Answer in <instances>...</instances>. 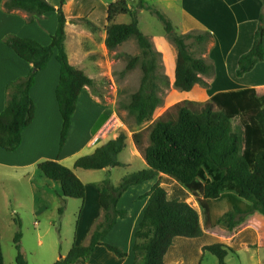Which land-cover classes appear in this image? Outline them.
Wrapping results in <instances>:
<instances>
[{"label": "trees", "instance_id": "16d2710c", "mask_svg": "<svg viewBox=\"0 0 264 264\" xmlns=\"http://www.w3.org/2000/svg\"><path fill=\"white\" fill-rule=\"evenodd\" d=\"M66 1L60 0L59 7H55L47 0H3L2 8L7 14L25 12L30 16L28 22L32 23L36 18L56 13L58 25L48 46L14 35L3 40L22 61L32 65V71L27 77L7 86V103L0 114L2 150L15 152L20 148L23 132L35 118L31 89L37 74L47 68L52 58L55 57L60 65V80L56 88L63 120L60 149L67 142L81 92L96 83L69 62L65 47ZM262 2L264 4V0ZM128 4L127 0H115L109 5L105 44L112 52L130 39H135L142 50L141 56H122L128 60V71L140 65L143 74L139 89L130 96L125 109L135 120L137 129L134 130L133 140L147 169L127 175L118 186H114L109 177L98 185L103 217L96 224L89 245H74L65 258L54 264H75L79 260H88L97 246H105L119 258L127 257L128 254L121 248L104 243V240L117 221L127 217V211L117 208L123 194L132 186L155 179H158L157 182L145 196L149 198V203L136 233L135 264H167L165 256L178 237L197 239L208 232L229 238L251 221L255 214L264 218V95L259 96L256 89H244L219 93L207 102H179L145 129L148 145L144 147L140 129L152 122L162 103L161 84L168 85V78L159 73L161 54L140 30L137 13ZM140 9L148 11L163 23L166 36L178 51L175 88L190 92L196 85H206L202 76L211 75L214 66L207 59L196 57L187 41L194 39L201 45L210 44L212 34L204 32L196 37H193L194 33L178 34L171 21L153 4L141 0ZM121 15H130L131 23L117 24L115 20ZM73 23H82L93 31L98 30L87 18L73 20ZM262 61L264 11L252 49L240 58L236 76L243 77ZM126 140V133H120L116 139L98 147L93 154L79 158L75 168L111 170L125 167L119 161V155L126 148ZM38 168L46 178L60 185L61 198L84 203L85 185L70 168L52 160L41 162ZM163 175L176 181L195 197L204 215V225L192 205L169 198L159 178ZM16 224L21 228L19 220H16ZM223 224L227 225L225 231L221 228ZM1 239L0 227V264H5ZM21 240L22 232L19 230L14 237L16 262L27 264ZM202 252L216 256L219 264H226L229 255L237 254L233 248L223 244L204 246Z\"/></svg>", "mask_w": 264, "mask_h": 264}, {"label": "crops", "instance_id": "0c3cea01", "mask_svg": "<svg viewBox=\"0 0 264 264\" xmlns=\"http://www.w3.org/2000/svg\"><path fill=\"white\" fill-rule=\"evenodd\" d=\"M47 1L55 7H59L60 5V0ZM114 1L77 0V10H74V0H67L64 6L67 18L65 47L69 62L96 81L108 75V72L103 70V55L109 54V50L105 44L108 25L107 15L109 5ZM178 1L180 17L178 18V25H175V27H180V33L209 32L213 36V41L207 45V50L201 57L207 59L214 66V71L209 76H202V80L206 85H196L192 91L185 92L183 95L186 98L185 100L207 102L219 93L244 89H256L259 96L264 95V61L258 63L251 72L243 77L238 78L236 76L240 58L248 53L254 44L260 16L264 11L262 0ZM2 3L3 0H0V114L5 109L7 103V86L20 78L27 77L32 71V65L22 61L13 50L3 43L4 38L14 35L21 38L33 39L41 45L48 46L52 42V36L56 32L58 25L56 13L46 14L34 19L31 23L28 22L30 17L25 12L5 13ZM83 18L89 19L98 27V30L93 31L82 23H73V20ZM160 41L170 54V57L166 56L163 47L158 49L163 54L165 62H168L167 67L170 74L168 76L174 85L178 51L166 38H162ZM72 42L74 43V48L77 50V64L72 61ZM59 80L60 65L54 57L49 62L47 68L37 74L36 82L31 89V97L36 108L35 118L32 125L23 132V142L20 148L15 152H7L0 149V178L7 174L5 169H11L17 175L21 172L23 178L29 180L28 186L31 192L27 197L40 205L38 207L39 214L41 210L43 211L46 208L47 202L54 200V196L58 194L61 187L59 184L48 181L49 179L44 175L42 176L46 179L38 175V165L44 161H57L65 167L71 168L76 176L79 177L78 172L83 169L75 168L76 161L82 155L93 154L100 147V144L95 140L112 118L110 110L101 103L99 98L91 93L89 87H86L79 96L77 109L71 120L67 142L60 149L59 144L63 120L56 99V88ZM83 95L87 96L86 98L91 108H104L108 112L105 113L107 114L105 115V120L98 126L96 132L91 136L90 134L87 135V138H83L77 133V117L80 112ZM129 131L131 134L130 138H127L126 145L128 141H131L134 146L132 155L136 158H141L133 140V135L136 131ZM114 139L116 137L109 139V141ZM122 164L125 167L128 165L127 163ZM112 170H84L87 172L82 174L84 176L95 174L108 177ZM36 178H39L38 181L41 183H34ZM80 179L86 188V198L84 203L80 201L78 220L76 222L75 245L87 246L90 243L96 224L103 217L98 185L105 178H97L98 180L90 181V183L82 180V178ZM157 180L147 181L130 187L117 204L119 210L127 211V217L117 221L114 228L106 236L104 243L121 248L128 256L119 258L105 246H97L88 260H79L75 264H135L136 255L134 253V246L136 243V233L140 228L145 209L149 203V198L145 196L151 191ZM120 183L114 184V186H118ZM28 192L29 190L26 195ZM10 198H12V195H10ZM14 201L15 198L12 204L17 205V202L15 201L14 203ZM255 219L263 224L264 218L262 216ZM206 234L207 232H204L201 238L205 237ZM254 237L255 235L248 229L242 230L236 237L239 243L237 242V246H234V250L236 252L238 250H245L249 254H252V251L260 252L263 247H255L254 243L256 240ZM193 241L195 239L176 238L174 245L165 256V262L167 264H189L188 254L192 253L190 248L193 247ZM203 247L204 245L200 243L196 260L192 257L190 264L202 263L206 256L202 252ZM237 254L232 256H237Z\"/></svg>", "mask_w": 264, "mask_h": 264}, {"label": "rangeland", "instance_id": "374dc122", "mask_svg": "<svg viewBox=\"0 0 264 264\" xmlns=\"http://www.w3.org/2000/svg\"><path fill=\"white\" fill-rule=\"evenodd\" d=\"M127 1L130 9L137 13L140 30L144 35L151 36L148 38L153 44L155 50L159 52L158 49L163 47L160 40L162 38L169 40L164 32L163 23L157 17L151 15L148 11H140L142 10L140 9L141 0ZM148 2L153 4L158 11L164 14L171 21L174 27L175 25H178V18L180 17L178 0H148ZM73 9L77 10V0H74ZM131 21L132 17L130 15H121L116 19L118 24H130ZM176 27V32L181 34L180 27ZM197 34L199 33H194L193 37H196ZM169 41L171 42V40ZM187 43L196 57H201L207 50L208 43L206 45H201L195 42L194 39L188 40ZM173 46L175 47L174 44ZM72 49V61L77 64V50L74 48L73 42ZM163 49L164 54L170 57L168 49H165L164 47ZM123 54L141 56L142 50L138 46L135 39H130L115 51H109L108 55H103V70L108 72V75L107 77L99 78L98 81L95 80V85L90 88L91 93L95 97L99 98L101 103L105 105L108 110H110V114L112 115L110 120H117V125L114 129L115 131L112 132L113 134L111 133L108 137H106L102 143H99L100 146L107 143L111 138H117L122 132L126 133L127 138H130L131 133L129 130L134 131L137 129L134 118L128 114L125 107L130 102V96L139 89L143 74L140 65H138L135 69L128 71L126 69L128 60L126 57L122 56ZM160 54L159 63L161 66L159 68V73L167 76L168 85L161 84L162 103L156 110L152 122L146 124L140 129V131L143 132L142 142L144 147L148 145V134L145 129L161 117L172 106L185 101L186 99L183 96L185 92L176 89L172 84L169 77L170 74L168 73V62H165V58L161 52ZM86 97V95H83V99L80 104V112L77 117V133L83 138H87V135L89 134L90 136L94 134L98 126L105 120V115H107L105 113H108L104 108H91ZM123 124L125 125V128ZM126 146L127 148L120 154L119 160L122 163H127L128 165L126 167L115 168L111 171V174L108 177L113 185L120 183L121 179L128 174L133 175L147 169V164L140 152L139 154L141 158H136L132 155V150L134 148L132 142L128 141ZM83 156L84 155H82V157ZM5 171L9 175L6 174L0 178V227L5 264H17V250L14 244V237L19 230L22 232L21 248L27 264H54L56 261L60 260L61 257L65 258L71 248L75 245L76 222L78 220V211L81 202L79 200H65L61 198L60 195L62 192L59 187V192L56 196H54V200L47 202L46 208L43 209V211L41 210L42 212L40 211L39 214L38 207L40 205L36 204V202L27 197L31 192L30 187L28 186L29 180L23 178L21 172L17 175L11 169H5ZM86 172L87 171L79 170V177H77L79 179L82 178V180L87 183H90V181L93 180H98L97 178H107L105 175L95 174H91L90 176L87 174V176H84L82 173ZM37 173L38 175H41L43 179H46L42 176L44 174L41 170H39V168L37 169ZM159 178L162 186L167 190L169 198L180 199L192 205L198 211L201 218V224L204 225V215L195 197L168 176L163 175ZM38 180L39 178H36L34 183H38ZM48 181L56 183L52 180ZM28 190L29 192L26 195ZM10 195H12V198H10ZM14 198L18 206L12 204ZM242 206L244 207V205ZM62 209L63 211H61ZM259 217L260 215L255 214L253 219L246 225L242 226V228L232 237L227 238L216 234H208L207 232L205 237L197 240L195 239V241H193V247L190 248L192 251V253H190L191 256L188 254V263L190 264V259L192 257L196 260L200 243L204 246L223 244L234 249V246H237L239 243V240H237L236 237L244 229H248L255 235V247H263V249L260 252L252 251V254L246 253L245 250H238L237 256L229 255L226 258V264H259L260 262H263L264 220L263 224H261L255 219ZM16 220L20 221L21 228H19L16 224ZM221 228L225 231L227 230V225L223 224L221 225ZM140 259L141 257H139V260ZM201 264H219V261L216 256L206 253L205 259H203ZM262 264H264V262Z\"/></svg>", "mask_w": 264, "mask_h": 264}, {"label": "built area", "instance_id": "2783aa9c", "mask_svg": "<svg viewBox=\"0 0 264 264\" xmlns=\"http://www.w3.org/2000/svg\"><path fill=\"white\" fill-rule=\"evenodd\" d=\"M117 121V120H116ZM114 120H110L103 131H101L99 134V137L96 139L97 143H102L106 137H108L113 131H115V126L117 125V122Z\"/></svg>", "mask_w": 264, "mask_h": 264}]
</instances>
